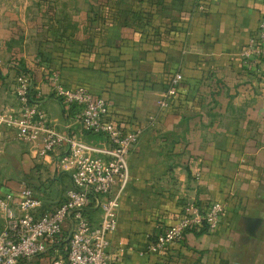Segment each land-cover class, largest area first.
<instances>
[{"label": "crops", "instance_id": "crops-1", "mask_svg": "<svg viewBox=\"0 0 264 264\" xmlns=\"http://www.w3.org/2000/svg\"><path fill=\"white\" fill-rule=\"evenodd\" d=\"M262 17L264 0H0V113L17 108L25 73L59 134L103 143L53 94L46 72L57 70L65 86L107 98L116 125H145L126 156L111 264H264V57H241ZM175 73L177 94L161 108ZM40 146L0 124V192L25 182L46 210L71 180L57 165L66 146L43 156ZM190 200L222 202L218 227L148 251V235Z\"/></svg>", "mask_w": 264, "mask_h": 264}, {"label": "built area", "instance_id": "built-area-1", "mask_svg": "<svg viewBox=\"0 0 264 264\" xmlns=\"http://www.w3.org/2000/svg\"><path fill=\"white\" fill-rule=\"evenodd\" d=\"M241 57L248 63L264 57V17L241 50ZM46 77L63 104L78 108L81 132L99 136L103 143L87 142L83 134H59L37 101L40 92L32 87L29 76L16 75L13 93L17 108L0 113V124L17 138L41 140L37 149L40 156L65 145L66 152L58 158L57 165L69 173L71 186L61 200L46 210L25 182H20L16 190L0 192V264H111L109 234L117 228L120 195L129 177L126 156L145 125H116L107 117L111 106L107 98L82 84L65 86L57 70H48ZM181 79L180 73L172 76L169 88L159 99L161 108L176 96ZM147 120L152 125L155 117ZM90 207L99 211L96 222L88 218ZM223 211L222 202H212L202 209L194 201H186L174 222L148 235L146 248L157 253L182 240L189 230H215ZM64 223L69 224L67 234L63 233Z\"/></svg>", "mask_w": 264, "mask_h": 264}, {"label": "rangeland", "instance_id": "rangeland-1", "mask_svg": "<svg viewBox=\"0 0 264 264\" xmlns=\"http://www.w3.org/2000/svg\"><path fill=\"white\" fill-rule=\"evenodd\" d=\"M3 174H5V173L3 172ZM29 264H40V263L37 261H34V262H30Z\"/></svg>", "mask_w": 264, "mask_h": 264}]
</instances>
